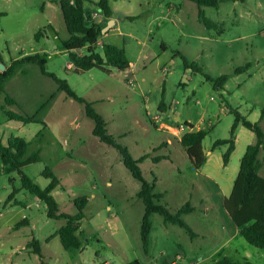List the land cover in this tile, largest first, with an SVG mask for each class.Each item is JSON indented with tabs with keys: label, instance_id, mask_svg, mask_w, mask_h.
I'll return each instance as SVG.
<instances>
[{
	"label": "rangeland",
	"instance_id": "1",
	"mask_svg": "<svg viewBox=\"0 0 264 264\" xmlns=\"http://www.w3.org/2000/svg\"><path fill=\"white\" fill-rule=\"evenodd\" d=\"M95 2L86 0L83 9L86 16L96 13L94 21L104 27L107 20ZM109 3L116 23L106 34L101 31L96 51L102 54V44L124 48L132 62L129 69L109 66L75 73L61 45L68 32L59 0H0V59L7 66L30 53L43 55L46 71L66 79L77 95L92 102L107 131L133 158L148 155L138 165L149 183L155 179L153 191L161 194L156 202L171 211L186 203L194 207L182 218L196 235L190 237L154 214L145 253L140 182L119 153L92 134L93 121L83 105L66 96L38 65L24 63L15 66L0 93V141L24 137L29 142L26 156L40 149L41 160L22 171L42 188L49 182L44 168L53 171L60 181L52 191L59 212L74 214L73 199L80 195L89 200L78 228L80 246L63 248L56 231L64 219L48 218L42 201L24 189L15 194L18 204L5 201L20 187V176L0 161V264H213L222 257L264 264V247L245 241L222 206L255 134L237 125L235 147L225 166L226 145L212 149L215 140L229 136L233 109L264 130V0H220L217 8L202 6L210 27L190 0ZM42 27L46 32L36 41L34 34ZM246 63L247 68L236 72ZM221 75L227 79L217 88L208 76L215 80ZM5 95L16 105L5 106ZM2 106L37 121L8 120ZM185 123L207 131L202 140L207 159L199 169L179 143L188 130ZM258 158L264 160L263 151ZM259 174L264 177V166ZM25 218L27 225L12 229ZM32 237L39 240L42 257L27 247Z\"/></svg>",
	"mask_w": 264,
	"mask_h": 264
},
{
	"label": "trees",
	"instance_id": "2",
	"mask_svg": "<svg viewBox=\"0 0 264 264\" xmlns=\"http://www.w3.org/2000/svg\"><path fill=\"white\" fill-rule=\"evenodd\" d=\"M86 0H59L61 14L64 20L68 37L61 40L62 47L67 51L68 62L72 65L75 73H81L91 68L104 70L106 67H115L120 71H125L130 67V61L126 57L124 48L117 47L111 44H102V54L96 51L98 39L103 28L101 22L88 21L85 11L83 9ZM199 7L198 17L204 25L210 27L212 23L206 19L200 7L209 6L217 8L220 0H190ZM101 10L105 18H111V6L109 0H97L94 3ZM87 22V23H86ZM46 32L45 27L39 28L35 34L34 39L38 41L44 36ZM79 50L83 53H79ZM4 69L0 70V93L5 91L6 81L13 75L15 66L24 63H33L39 66L41 72L52 78L66 96L83 105L85 115L93 121L92 134L96 136L101 142L113 147L120 155L122 163L128 169L133 178L140 182V190L137 197L144 205V212L140 222V239L142 248L145 253L150 241V232L152 229L151 216L159 214L162 217L164 224H172L183 228L190 237L196 235L190 225L182 218V214L191 212L194 207L186 203L178 209L171 211L166 205L156 202L161 196L153 191L155 179L149 183L142 175L139 163H141L147 154L141 155L135 159L132 157L128 148L125 145L117 142L115 138L107 131V122L104 117L98 113L92 105V102L85 100L83 97L76 94L70 87L66 79H60L53 73L46 71V60L39 52L24 55L18 60H13L6 66L4 62ZM196 71H201L200 67L193 64ZM249 66L246 63L244 66L238 67L236 72H240ZM208 79L214 82V86L222 88L226 82L227 77L221 75L215 80L208 76ZM5 106L16 105L15 100L9 96L4 97ZM162 102V101H161ZM2 106V110L8 120H13L21 123L36 122L34 116L21 114L11 109ZM163 111V110H161ZM234 114V120L229 130L227 138L217 139L212 144V149L222 145H226V149L222 153V162L225 166L229 157L235 147V131L238 124H242L255 134V141L248 144L243 155L239 160L238 172L233 180V184L228 196H225L222 201V206L228 214L230 220L238 229V233L247 241L256 247H264V177L259 174V170L264 166V160L258 158L260 151L264 152V130L260 127L258 122H251L241 115L237 110H231ZM261 118H264V108L261 110ZM188 130L185 131L179 143L183 147L194 168L199 169L206 162V155L202 148V140L207 134L203 129L192 130L193 126L185 123ZM41 132H39L40 134ZM29 142L20 136H11L6 140V143L0 141V161L4 166L10 167L16 171L20 176V187L13 188L9 193L7 203L13 201L14 204L19 202L15 199V194L20 189L28 191L38 200L42 201L46 207V216L53 220L64 219V224L59 226L56 231L60 243L63 248H78L81 244L78 228L80 220L84 217V208L88 203L87 195H80L73 199L76 207L74 214L59 212L58 203L52 191L60 184L59 178L53 173L49 167L43 170V176L49 179L45 187L38 186L28 175H26L22 168L28 164L36 163L41 160L40 149H36L26 156ZM159 160V157H155ZM28 219L25 218L16 223L12 229L16 230L22 225H27ZM31 248L30 252L40 253V242L35 237L27 244ZM40 264H45L43 261ZM138 264V262H134ZM213 264H253L247 258L243 261H233L227 257H222L214 260Z\"/></svg>",
	"mask_w": 264,
	"mask_h": 264
},
{
	"label": "built area",
	"instance_id": "3",
	"mask_svg": "<svg viewBox=\"0 0 264 264\" xmlns=\"http://www.w3.org/2000/svg\"><path fill=\"white\" fill-rule=\"evenodd\" d=\"M96 17H97V14L96 13H89V14H87V20L88 21H94V19L96 20ZM183 128H184V126L181 125L180 126V130L183 129ZM177 258L180 259L179 256ZM102 264H111V263L109 261L105 260V261H103ZM172 264H177V262L174 261Z\"/></svg>",
	"mask_w": 264,
	"mask_h": 264
},
{
	"label": "crops",
	"instance_id": "4",
	"mask_svg": "<svg viewBox=\"0 0 264 264\" xmlns=\"http://www.w3.org/2000/svg\"><path fill=\"white\" fill-rule=\"evenodd\" d=\"M88 14H89V13H88ZM104 19L107 20V21H108L109 19H113V20H114V23H116L115 18H114L113 16H112L111 18H109V19L104 17ZM98 22H102V21L98 20ZM108 29H109V28H108ZM108 29L104 32L105 34L108 32ZM98 44H99V41H98ZM129 61H130V60H129ZM69 65H71V64L68 62V66H69ZM131 66H132V62L130 61V67H131ZM197 129H199V128H196L195 130H197ZM235 138H236V137H235ZM4 144H5V143H4ZM205 155H206V154H205ZM206 159H207V157H206ZM228 195H229V194H228ZM228 195H227V196H228ZM224 197H225V196H224ZM224 197H223V198H224ZM222 201H223V200H222ZM11 203L14 204L12 200H11ZM236 229H237V228H236ZM237 231H238V229H237ZM150 233H151V232H150ZM150 238H151V235H150ZM49 239H50V238H49ZM38 241H39V240H38ZM45 241H48V239H46ZM147 250H148V249H147Z\"/></svg>",
	"mask_w": 264,
	"mask_h": 264
},
{
	"label": "water",
	"instance_id": "5",
	"mask_svg": "<svg viewBox=\"0 0 264 264\" xmlns=\"http://www.w3.org/2000/svg\"><path fill=\"white\" fill-rule=\"evenodd\" d=\"M114 23L113 19H109L107 21V24L101 29L102 32H105L112 24ZM0 69H4L3 63L0 62Z\"/></svg>",
	"mask_w": 264,
	"mask_h": 264
}]
</instances>
